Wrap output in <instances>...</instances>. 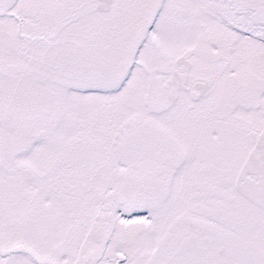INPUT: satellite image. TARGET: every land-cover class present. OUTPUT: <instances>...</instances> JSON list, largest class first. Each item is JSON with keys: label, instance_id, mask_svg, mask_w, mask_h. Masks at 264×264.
I'll return each instance as SVG.
<instances>
[{"label": "snow or ice", "instance_id": "1", "mask_svg": "<svg viewBox=\"0 0 264 264\" xmlns=\"http://www.w3.org/2000/svg\"><path fill=\"white\" fill-rule=\"evenodd\" d=\"M0 264H264V0H0Z\"/></svg>", "mask_w": 264, "mask_h": 264}]
</instances>
